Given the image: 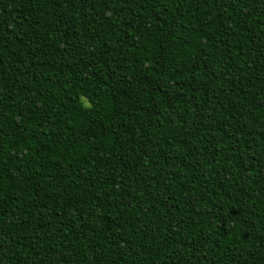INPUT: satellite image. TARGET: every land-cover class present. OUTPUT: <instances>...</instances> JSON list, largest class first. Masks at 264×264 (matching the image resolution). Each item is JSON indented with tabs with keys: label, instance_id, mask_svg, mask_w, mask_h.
<instances>
[{
	"label": "trees",
	"instance_id": "obj_1",
	"mask_svg": "<svg viewBox=\"0 0 264 264\" xmlns=\"http://www.w3.org/2000/svg\"><path fill=\"white\" fill-rule=\"evenodd\" d=\"M0 264H264V0H0Z\"/></svg>",
	"mask_w": 264,
	"mask_h": 264
}]
</instances>
